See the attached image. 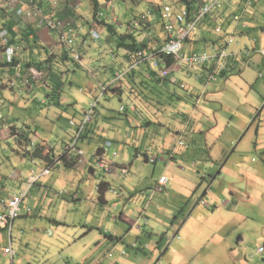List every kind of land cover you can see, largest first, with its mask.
<instances>
[{
	"label": "crops",
	"instance_id": "obj_1",
	"mask_svg": "<svg viewBox=\"0 0 264 264\" xmlns=\"http://www.w3.org/2000/svg\"><path fill=\"white\" fill-rule=\"evenodd\" d=\"M68 1L69 17L63 19L72 22L77 31L75 42L82 52L86 46L91 48L95 40L90 31L106 28L80 10L87 2L94 6L95 0ZM96 1L98 9L107 1L113 2ZM74 2H77L75 7ZM252 2L239 16L243 0L226 1L223 9L203 22L196 35L183 45L186 52L210 51L226 41L220 40L222 35H234L232 43L226 45L229 60L223 75H215L208 81L205 69L200 70L198 79L197 71L189 72L173 65L172 76L179 82L184 83L185 77L194 81L190 87L184 84L188 94L181 100L182 103L189 98L194 100L193 111L189 113L184 108L175 111L180 119L177 125L165 124L166 119L161 114L160 125L144 126L132 115H124L125 120L110 124L107 112L99 111L96 106V115L88 124L87 132L77 141V147L84 153L82 157L70 152L68 160L60 158L64 146L75 134L70 120L81 121L85 108L98 95V89L103 94L108 86L112 89L117 85L113 83L117 71H133L136 81L147 77L153 70L150 68L152 59L136 62L130 68L122 64L126 57L123 49L115 57L111 55L114 59L111 63L100 65L102 80L98 84L92 82L89 90L79 87L78 92L89 98L84 100L86 106L79 111L81 114L76 110V98L64 93L68 86L69 92L73 91L72 81L63 83V78L51 76L42 81V77L35 75L37 79L31 85L30 96L22 98L24 91L18 87L26 79V71L39 70L16 68V72L9 73L8 67H0V140L13 138L17 144L14 156L2 154L5 165L0 168V213L4 210L2 199L27 189L22 209L30 214L40 206H47L43 210L47 224L40 232H46L47 227H77L82 223L85 235L92 236L93 242L89 243L88 252L73 258L77 264H264V54L260 51L264 49V0ZM41 5L46 10L64 8L61 4L53 6L50 0H42ZM73 7L75 14L71 16ZM112 7L113 3L109 9ZM104 17L111 23L116 21L112 10ZM136 17L131 24L119 29L130 31L137 27L138 30ZM156 17H150L147 22L154 38L150 45L159 46L166 35ZM12 18L19 22L23 33H29L27 43L20 44L21 48L29 45L28 51L34 54L45 46L53 54L49 67L62 69V64L71 62L57 33L49 35L30 18ZM99 30L96 31L99 33ZM143 33L138 31L139 35ZM95 45L100 47L99 54L106 52L100 42ZM18 71L21 76L16 78ZM58 82H62L59 93L53 90ZM9 85L14 90H9ZM200 86H203L202 91ZM111 91L105 98L118 97L120 105L124 104L125 94ZM33 106L42 107L41 111L31 114ZM53 107H69V111L75 110L78 116L69 115L65 127L57 125L48 119V110ZM22 111L23 118L19 116ZM43 129L46 132H42ZM176 138L185 140V145L177 150ZM55 139H61L64 145L61 152L55 150ZM93 141L103 142L94 156L83 148L86 144L91 151ZM37 147H44L45 152L53 155L51 163L32 156ZM0 149L3 150L1 146ZM154 156L157 160L151 162L149 158ZM98 161L111 170L106 172L97 166ZM9 162L12 163L7 164ZM47 164L51 167L49 174L36 182H28L33 170L39 173ZM97 176L99 179L94 180ZM162 176L167 181L159 191L156 188ZM101 182L107 185L102 194L98 190ZM11 183L16 190L7 186ZM65 194L69 200L49 198ZM79 209H82L81 217L76 220L71 212ZM13 225L10 233L0 228V254L6 246H12ZM5 232L9 233V241ZM39 240L37 244L44 238Z\"/></svg>",
	"mask_w": 264,
	"mask_h": 264
},
{
	"label": "rangeland",
	"instance_id": "obj_2",
	"mask_svg": "<svg viewBox=\"0 0 264 264\" xmlns=\"http://www.w3.org/2000/svg\"><path fill=\"white\" fill-rule=\"evenodd\" d=\"M83 2V0H80ZM86 1V0H84ZM89 1V0H87ZM113 2V7L111 9H108L106 7V4L101 5V7L98 9L99 12H102L103 14L107 15L110 13V10L114 12V16L116 17V21H112V23L117 27V31L119 33H124L126 31L119 29L122 27V25H125L128 23H132L131 21L133 20L134 17L141 15L144 13L146 10L155 9L153 7H161L164 5H175L178 4V0H112ZM138 1V3L136 2ZM79 2V1H78ZM229 3V2H228ZM74 7L77 5V2H74L72 4ZM52 9V8H51ZM58 9V8H56ZM82 9V10H81ZM50 10V9H48ZM81 12L84 15H89L90 17L93 16V6L89 2L82 7H80ZM60 12L59 10H57ZM126 13V14H125ZM125 14V16H123ZM32 21H35L33 18ZM109 19V18H108ZM27 22V21H26ZM66 23L69 22L71 24L72 22L68 20L65 21ZM32 22H29V24ZM101 25V24H100ZM99 26V25H98ZM134 29V28H133ZM96 30H99V28H96ZM40 31V30H39ZM42 33V31H41ZM39 33V35L41 34ZM100 38L99 40H92L91 37L89 36L90 41H93L91 43V48L89 46H86L84 49H82V52L80 51L82 55V65L76 64L72 59L71 62H68L66 65L62 64V69H59L58 67H53L52 65V70L54 72L51 77L53 79L57 78V76L63 78V83L72 81L73 82V91L69 92V86L66 88L67 91H65V94L73 95L76 100V110L79 112L81 108L86 106V103L84 100H89V98L84 94L83 92H78L79 87H82L85 90H89L92 86V82L95 84H98L100 80H102V75L100 74V65L102 63H108L113 61L114 59L112 58L115 57V52L111 48V45L115 46L116 44V36H113V39L110 43V45L106 41V36H107V30L105 29H100ZM135 35L138 37V32L135 30ZM42 35V34H41ZM95 42H100L101 43V49H103L104 52L102 55L100 53V47L98 48L96 45L94 46ZM186 43V42H185ZM184 43V44H185ZM20 46V45H19ZM94 46V47H93ZM21 47V46H20ZM76 47L78 48V45L76 44ZM24 48V47H22ZM18 48L17 50V55L16 57H22V55H25L30 58L29 54L31 55V52L28 51L31 48L29 45L25 47L24 49ZM94 48L95 51L92 52V49ZM99 51V52H98ZM29 52V53H28ZM114 52V53H113ZM94 53V54H92ZM113 53V54H112ZM121 51H119L118 54H120ZM117 54V55H118ZM112 55V56H111ZM105 56L104 59L100 60V57ZM1 59V58H0ZM100 60V62H99ZM94 61V62H93ZM96 61V62H95ZM52 62V61H51ZM47 71L43 69L42 71H38L36 73H33L32 71L28 72L26 71V79L28 78V82H26V79L23 80V82L20 84L18 87L21 88L24 93H21V97H29L31 94V85L36 81L38 77L42 81L44 77H46ZM37 75V78H34V76ZM184 84L187 85V87H190L192 84H194L193 80H189V78L185 77L182 79ZM264 81V78L262 79ZM177 85V84H175ZM203 85V84H202ZM9 90H14L12 87L9 85ZM199 90H203V86L199 87ZM111 91V90H110ZM176 91L178 92L179 95L186 96L188 94L187 90H184L180 86H177ZM112 92V91H111ZM98 95H100V89L97 90ZM97 95V96H98ZM95 100V97H93V101ZM171 107H167L165 112L162 114V116L166 119L164 122L167 125H177L179 123V117H177L174 113L175 111H182V108L187 109L190 113V111L194 110V100L192 99H187L183 103L180 100H171ZM91 103V102H90ZM89 103V104H90ZM98 110L102 111L105 110L108 114V116L111 118L108 123L110 124L115 123L117 121H122L125 120L124 114L119 113V107H120V101L118 97H111V98H105V96H102L100 98V102L97 104ZM39 107V106H38ZM42 108V107H40ZM40 108H37L36 106H33L32 109L30 110L31 114H35L36 111L38 110L39 112L41 111ZM73 108V107H70ZM89 106L85 108L87 110ZM49 113V120L53 121L55 124H59L60 126L67 125L69 115L73 114V116H78V113L72 109L69 111L68 108H57L53 107L50 108ZM79 114H81L79 112ZM25 115L24 111L20 112V117L23 118ZM161 116V117H162ZM177 117V118H176ZM79 118V117H78ZM41 123V122H40ZM9 127V126H8ZM65 127V126H63ZM57 128V127H56ZM58 130V128H57ZM42 132H46L44 129L41 130ZM181 132V131H180ZM51 134V130L48 133V135ZM178 138V137H177ZM176 138V139H177ZM175 139V140H176ZM179 139L175 141V150H177L179 147L185 145V140L182 139L184 142L183 145H179L178 142ZM61 139L57 140L55 139V150L56 151H62V142H60ZM102 141H93V148L91 151H88L87 145L85 144V147L83 148L86 150V152H91L94 156L96 153L97 148L100 146L102 147ZM0 146L2 149H0V168H3L5 165V158L2 156V154L7 155L9 157H12L13 155V149H16L17 144L16 141L13 138H7V139H1L0 140ZM114 148V147H113ZM5 151L6 153H3ZM65 156V159H69V154L67 153H62L60 154ZM14 156V155H13ZM88 157V155H86ZM89 158V157H88ZM12 159V158H11ZM15 159V157L13 158ZM142 160V159H141ZM143 161V160H142ZM13 162V160H12ZM12 162H9L7 164H10ZM6 164V165H7ZM14 164V163H13ZM80 165V164H79ZM151 167H153L152 164H149ZM15 167L19 168L16 164H14ZM12 171V169H11ZM87 176H90L88 173V170H86ZM99 179V177H93L95 180ZM85 179V183H86ZM96 185V184H95ZM94 185V191L96 193V186ZM7 186H12L14 187V184L11 183V185ZM86 185H83L85 187ZM69 190V187H67ZM16 190V187L13 188ZM86 188H84L85 190ZM89 191V187L87 189V192ZM108 195L109 192L107 193ZM50 196H52L50 194ZM96 197V196H95ZM49 198H54L55 201H62V200H69V197L65 194L64 196L58 198L53 195V197ZM28 200V199H27ZM65 200V201H66ZM64 201V203H65ZM64 205V204H63ZM47 206L43 208V206L38 207L35 209L34 213H27L26 210L22 209L23 211H20L19 214H21L20 217H17L14 221L13 225V230H12V248L14 251V256L13 260L11 259L10 256H6L3 251H1L0 254V264H77L78 261L74 260L73 258H77L78 255H82L85 252H88L89 247H90V242H93L92 236H87L85 235L86 228L83 227V224L80 223L77 227H69V226H61V227H55L54 229L51 227H47V231L42 233L39 230L47 224V220L44 218V209H46ZM53 208V207H52ZM64 208V207H63ZM55 209V208H53ZM72 216L78 220L81 217L82 209H79L76 212H71ZM96 220V218H95ZM87 221V220H86ZM89 222V221H88ZM53 231V233H51ZM6 233V238L9 241V233ZM44 238V241L39 242L37 244V241L40 239ZM75 239V240H74ZM39 240V241H40ZM94 244V243H93ZM38 245L41 247L39 248Z\"/></svg>",
	"mask_w": 264,
	"mask_h": 264
},
{
	"label": "built area",
	"instance_id": "obj_3",
	"mask_svg": "<svg viewBox=\"0 0 264 264\" xmlns=\"http://www.w3.org/2000/svg\"><path fill=\"white\" fill-rule=\"evenodd\" d=\"M42 0H0V9L5 10L10 16L15 18H33L38 27L44 29L46 33L51 35L52 33L58 34V41L62 45L63 50L70 55L72 60L79 65H82V55L79 49L76 47L77 31L73 28L71 24L66 23L63 18L57 16L54 13V8L51 7L50 10H46L41 5ZM226 1L231 0H197L196 6L190 11L185 7L180 5H164L158 10L154 11L148 9L145 13L141 15V20L146 21L150 17H155L162 23L165 40L159 45H152L150 51L145 53L143 51H138L137 56L139 61L152 59L150 68L155 70L159 76L168 77L172 72L173 65H177L184 69L190 71H197V78L199 79L200 70L205 69L207 71L206 80H211L214 78L215 71L224 70L225 60L229 58V53L227 52L226 45L232 43L234 35L230 34L225 42L221 43L218 49L213 50H190L188 52L184 51V43L188 37V34L195 29L198 21L202 20L206 16L213 17L219 11H221L226 3ZM252 0H243V6L240 15L244 11L252 6ZM53 6L58 5L56 0L51 1ZM112 6V2L108 1L106 7L109 9ZM100 17H103V13L98 11ZM111 20L114 17H110ZM217 31H220V27H217ZM90 33L96 39H99V33L96 30H91ZM7 30L0 31V43L4 45V50L1 54V58L6 63H12L17 55L18 46L17 44L9 43V36ZM151 31H145L143 35L139 38L140 42H144L147 38L151 37ZM264 54V49L260 50ZM159 54L171 55L174 57V63L171 66L166 64H160L158 56ZM131 58V56H130ZM135 64V63H134ZM133 64V65H134ZM19 67V66H17ZM131 66L130 68H132ZM129 68V69H130ZM212 69L211 72L208 70ZM127 72V70L117 71L113 82L119 81L120 78ZM21 73L18 71L16 73V78L20 77ZM28 82V80H26ZM169 83L171 85L180 84L181 87H185L184 83H178V80L174 76L169 77ZM99 97L89 104V108L83 113V117L80 122H75L70 120V125L75 127V134L73 135L70 142L64 146L63 153L69 154L70 152H75L79 157L83 156V150L77 147V141L85 131L87 125L92 120V114L95 107L98 104ZM122 107L120 108V110ZM179 145H183L182 139L177 142ZM151 162L155 161V158H149ZM97 166L102 167L106 172L111 170V167L98 161ZM50 165L47 164L46 167L42 168L39 173L32 171L31 178L28 182H36L41 176L47 175L50 172ZM166 177L162 176L158 180V186L156 190L161 191L166 184ZM27 189L21 190L13 193L8 197V199H2L1 203L4 205V210L0 213V228L11 231L13 221L19 216L21 211V204L24 198L27 196ZM263 248H259V251ZM4 253L9 255L11 259L13 258L14 251L11 245L4 248ZM67 264V263H64Z\"/></svg>",
	"mask_w": 264,
	"mask_h": 264
},
{
	"label": "trees",
	"instance_id": "obj_4",
	"mask_svg": "<svg viewBox=\"0 0 264 264\" xmlns=\"http://www.w3.org/2000/svg\"><path fill=\"white\" fill-rule=\"evenodd\" d=\"M53 0H50V3ZM57 4L64 5V8L60 9L61 11L58 12L57 10H54V13L61 17V18H68L69 17V1L68 0H56ZM178 3L181 7H185L189 9L190 11L196 6L197 0H178ZM98 2L95 0L94 1V12H93V18L96 19L98 24H102L106 30H107V36L106 40L108 44L110 45L113 36H116V44L115 46L111 45V48L114 50L115 54L119 53V50L123 49L125 51V61L122 62V64H125L126 67H130L134 63H136L139 58L137 56L138 51H143L145 53H148L150 51V47L154 42V38L147 39L146 42H140L138 40L137 35H135V30L137 28L131 29L130 31H126L125 33H119L117 31V27L108 21V17H100L98 14ZM65 10H68V12L64 13ZM48 11V10H47ZM52 11V10H50ZM70 11L72 12L71 16L75 14L74 7L70 8ZM63 13V14H62ZM211 17L206 16L202 20L198 21L195 29L188 34V37L186 41H190L192 36L196 35V32L198 31V28L201 26L203 22L209 21ZM216 18V17H215ZM102 19V21L99 23L98 20ZM72 25V24H71ZM142 27L149 28L150 24H145L141 22ZM1 30H7L8 36H9V43L10 44H17L19 48H21L19 45L22 43H27V34L23 33L24 29L19 26V22L17 20H14L12 16H10L5 10L0 9V31ZM139 30H142L138 28L137 32ZM225 32V31H223ZM22 33V34H21ZM226 33V32H225ZM229 35V34H228ZM222 35L220 40L225 41L226 37L228 36ZM152 37V36H151ZM37 42V38L34 37ZM185 41V42H186ZM194 41V39H192ZM112 44V43H111ZM4 50V45L0 43V58L1 54ZM42 51V52H41ZM41 51L32 53L31 55L29 54L30 58L22 55V57H15L12 63H6L3 61V59H0V67H8L9 68V73L16 72L17 66L20 68V70H28L32 67H34L37 70L42 71L45 69L47 71L46 76H51L54 74L52 70V66L49 67V63L51 61V58L53 57V54H51L45 46L41 48ZM44 53V57L41 59V54ZM68 54V53H67ZM66 54V57L68 58V55ZM131 56V58H130ZM71 58V57H69ZM72 59V58H71ZM160 64H166L167 66H171L174 63V57L171 55H166V54H159L158 56ZM229 59L225 60V66L224 70L222 71H215V75H223L226 70L228 69V61ZM122 71V70H121ZM190 72V70H188ZM209 72L212 71V69L208 70ZM193 72V71H191ZM173 72L170 73V76H172ZM141 75L144 76V74L141 73ZM207 75V73L205 74ZM161 77L158 75L156 71H149L147 77H143L139 81H136L135 75L133 74V71L125 73L119 81H116L114 84V88H110L108 86L106 89H104L103 94H100V96H95V99L99 97L98 103L100 101V98L102 96H105L108 94L110 89L112 90L113 93H118V94H125L124 97V104L120 105L119 107V113L124 114L125 116L132 115L140 123H142L144 126H148L150 124L154 125H160L161 123L158 122V119H161V114H163L166 110L167 107H171V100H182L184 97L183 95H179L178 92L176 91L177 86H180V84L177 85H171L169 83V77ZM115 77V74H114ZM59 79V76H57ZM178 83H181L178 81ZM119 84V85H118ZM62 86V82H58L57 84L54 85L53 90L55 92L59 93V89ZM181 87V86H180ZM184 90H187V87H181ZM101 91V89H100ZM106 97V96H105ZM59 99V98H56ZM122 109L120 110V108ZM96 109L95 107L93 114H92V119L96 115ZM88 127V125H87ZM87 127L82 135H85L87 132ZM81 135V136H82ZM81 138V137H80ZM33 157L36 158H41L45 161H48L49 163L52 162L53 158L51 156L50 152H45L44 147H37L32 154ZM64 155H61L60 158H64ZM151 158V157H150ZM155 161L157 160V156H154ZM65 159V158H64ZM154 161V162H155ZM107 189V185L104 182H101L99 184L98 190L101 192V194ZM204 203V201H202Z\"/></svg>",
	"mask_w": 264,
	"mask_h": 264
},
{
	"label": "clouds",
	"instance_id": "obj_5",
	"mask_svg": "<svg viewBox=\"0 0 264 264\" xmlns=\"http://www.w3.org/2000/svg\"><path fill=\"white\" fill-rule=\"evenodd\" d=\"M107 2H108V1H107ZM153 8H154L155 11H156V10H158L160 7H156V8L153 7ZM146 11H147V10H146ZM146 11H145V12H146ZM145 12H144V13H145ZM142 14H143V13H142ZM142 14H141V15H142ZM141 15H139V16L136 17V25H137L140 29H142V30H141L142 32H145V31H148V28H145V29H144V28L142 27V25H141V22L147 24V23H148V22H147L148 20H146V21H142V20H141ZM134 27H136V26H134ZM136 28H137V27H136ZM138 36H139V37H138V40H139V38H140L142 35H141V34H140V35L138 34ZM151 36H152V35H151ZM150 38H151V37H149V38H147V39H150ZM147 39H146V40H147ZM146 40H145V42H146ZM75 63H76V62H75ZM17 68H18V67H17ZM13 256H14V255H13ZM12 259H13V258H12Z\"/></svg>",
	"mask_w": 264,
	"mask_h": 264
}]
</instances>
